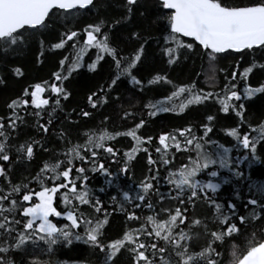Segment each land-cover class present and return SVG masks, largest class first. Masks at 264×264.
<instances>
[{"label":"snow or ice","instance_id":"obj_1","mask_svg":"<svg viewBox=\"0 0 264 264\" xmlns=\"http://www.w3.org/2000/svg\"><path fill=\"white\" fill-rule=\"evenodd\" d=\"M156 3L155 20H150L140 10L142 0H124L121 5L125 10L122 20L109 23L101 19L99 22L87 24L80 31L65 25V30L56 36L57 42L50 43L49 48L52 51L65 49L68 42L72 41L74 52L71 58L64 56L59 60V70L53 71L50 79L30 84L23 89L22 95L11 99L7 104L8 115L0 116V264H15L10 255L13 252H24L31 256L29 264H48L29 253L28 245L38 249L42 243L46 249L42 255H50L55 246H70L74 241H82L98 250L102 256L100 264H118L119 258L125 254L129 258V264H223L222 253L218 248L225 239L241 233V226L252 224L254 220H260L264 216V203L261 202L264 201V184L256 187L259 198L254 194L253 198L248 199L244 205L248 210L247 214L241 215L235 203L229 201L225 205L217 199L222 184L229 183L228 179H220L219 182L211 179L218 178L219 170L223 169L239 179L243 176L239 170L243 160H249V157L260 159L257 149L264 145V122L252 127L251 133L254 135H250L245 127L250 122L246 120L245 104L241 101L242 98L251 99L257 94H264V83L256 87L245 83L241 93L237 80L239 65L230 75L225 76L226 83L220 93H205L202 89L198 90L194 82L183 86L175 85L166 74L161 73L154 74L145 83L133 71L146 58L147 47L151 41L149 31L153 23H160L162 31L167 33L163 35L160 51L167 57L168 65L178 62L182 49L191 51L193 42H197L204 50L213 73V62L220 54H243L245 50L251 52L256 49L264 51V0H254L249 4H229L227 0H156ZM96 7V0H0V60H6L27 47L33 34L51 31L55 17L71 20ZM137 12L148 24L139 31L128 33L126 40L134 43L135 47L125 53L118 44L113 43L112 30L131 20ZM185 38H191L193 42H186ZM44 43L43 40L40 41L37 63H43ZM156 43L160 45L161 41L157 40ZM89 49H96V58L88 65L89 71L95 72L99 62L106 56L111 58L116 69L110 82L87 96V105L92 110L103 108L110 102L111 92L121 77H127L130 84L141 92L149 85H172L173 91L170 95L144 105L149 110V116L155 117L159 113L177 110L183 112L189 105L214 100L221 106L218 111L234 113L238 118L236 126H228L222 130L238 146L247 150L248 154L243 160L237 159L236 167H233L230 156L232 148L213 140L209 135L213 133V122L217 119L211 114L206 116L207 122L198 128L187 127L160 134L158 144L153 143L151 136L145 140L137 134L145 124L143 119L134 128L124 132L110 133L106 129L84 132L86 139L82 144L73 143L70 139L71 130L61 125L52 135L63 142V150L53 152L34 176L19 183L14 182L9 176L11 169L8 165L15 163L11 154L14 151L21 161H32L37 149L49 151L46 146L47 134L56 118L57 110L63 112L61 100L66 101L71 95L63 82L83 66L84 56ZM257 67L264 69V64L257 65L254 61L239 72V80L246 82ZM10 71L16 78L25 76V71L20 66L11 67ZM5 83V79L0 77V84ZM46 92L49 94L48 98H45ZM53 98L54 103L50 105ZM116 99L119 100V97ZM175 100H180V103H173ZM49 107L51 111H48ZM73 112L77 113L76 119H72V113L65 114V120L73 125L78 124L81 117L91 118L93 115L92 111L85 108H80L78 112L73 109ZM44 114L48 119L41 123ZM26 117H34L37 131L45 136L43 139L32 138L18 145L13 144V133H17V129L26 123ZM124 118L134 119L135 113L125 111ZM200 128L203 129L202 135L198 134ZM177 135L182 139H178ZM120 136L131 137L135 146L118 158L120 149L115 145L108 146L107 142ZM145 144L148 146L142 147ZM170 146L177 153H188V162L176 171L169 170L167 176L161 177L158 163L169 165L172 162L168 153ZM150 148H154L155 153L159 154V162L153 158ZM140 151L147 156L148 175L135 188L122 190V199L118 200L114 195L111 201L125 213L128 221L139 220L140 217L127 206L132 209L143 210L146 207L151 210L154 214L146 217V223L151 225V229L144 225L128 228L119 238L109 239L105 234V226L109 223L108 213H104L103 219L99 216L88 218L74 201H78L79 205H90L96 213H101L104 206L87 187L89 176L86 172H100L111 176L112 173L105 164L97 159L99 155L106 153L113 163L123 164L119 173L127 176L130 162ZM77 160L81 162V166L76 165ZM213 166L217 170L207 171ZM203 173L210 179H201ZM162 179L171 186L167 193L160 191L159 184ZM108 183L112 184V181L109 180ZM100 191L105 189L101 188ZM155 194H159L161 204L165 199L177 202L174 213L171 209L160 207L161 213H168L167 219L157 218L156 205L151 200V196ZM235 196L237 200L240 199L239 192ZM60 202L63 203V208L59 206ZM197 202H202L213 213L211 220L206 218L204 222L203 232L208 237L204 246L193 243L199 233L193 234L189 228V224L200 226L202 223L199 219H189L191 213L188 206L196 207ZM54 218H64L70 223L58 226ZM186 220H189V224H185ZM208 223L213 225L212 229H209ZM82 226L83 235L76 231ZM260 227L264 228V224ZM261 235L264 238V232ZM246 239L245 248L232 246L229 264H264V242H256L254 233Z\"/></svg>","mask_w":264,"mask_h":264},{"label":"trees","instance_id":"obj_2","mask_svg":"<svg viewBox=\"0 0 264 264\" xmlns=\"http://www.w3.org/2000/svg\"><path fill=\"white\" fill-rule=\"evenodd\" d=\"M124 0H96L97 7L92 9L90 12H82L75 19L64 20L59 16L54 18V24L52 25L51 31H42L33 34L27 47L19 50L17 53L12 54L6 60H0V77H3L6 81L5 84H0V116H7L9 110L7 104L10 103L11 99L17 98L22 95L24 88L30 84L41 82L42 80L50 79V74L53 71L59 70V60L63 59L64 56L71 58L74 49L71 47L72 41L68 42L65 49L52 51L49 48L50 43L57 42L56 36L59 32L65 30V25L72 28L73 30L80 31L89 23L99 22L104 19L111 23L115 20H122L125 15V10L121 6ZM254 0H227L229 4H249ZM141 11L145 12V16L150 20H155V13L157 11L156 0H142ZM148 21L140 17L139 12L133 15L132 19L123 22L122 25H117L112 30L113 43L118 44L120 48L127 51L135 47L134 43H128L126 37L130 31H139L145 28ZM149 34L151 36L150 45L147 47L146 58L142 65H139L137 69L133 70L134 74L138 78L145 80L150 79L154 74L161 73L166 74L173 84L183 86L186 84L196 85L198 90L202 89L206 92L220 93L224 87L225 76L236 69L239 65V71L237 73L238 90L242 93L245 83L256 87L261 83H264V69L259 67L254 68L253 72L249 75L247 81L239 80V72L243 71L244 68L249 67L254 61L257 65L264 64V51L256 49L254 51L245 50L243 54L239 53H225L220 54L218 59L213 62L215 66V72L213 73L210 66V62L207 56L204 55V50L201 46H198L197 42L191 41V38H185L186 42H193V49L191 51L181 50L180 59L173 65L167 64V57H164L160 51L162 46L163 35L167 33L162 31L160 23H153L151 25ZM43 40L45 56L42 57L43 63H37L36 57L39 55L40 41ZM157 40L161 41V44L156 43ZM82 44L83 41L81 40ZM96 58V49H89L87 54L84 56L83 66L79 67L68 80L64 81V86L71 93L68 100H61L63 112L59 109L56 113V118L50 127L49 134H47V148L48 152L37 149L35 158L32 161H21L18 155L13 151L11 154L12 163L9 166L11 169L9 176L10 179L16 183H19L25 178L34 176L37 171L42 167L44 161L49 160L53 152H61L63 150L62 141H58L53 132H55L61 125L65 129H70V139L73 143H83L86 137L83 135L84 132L90 130L106 129L110 133L124 132L131 130L135 127L141 119L145 121L143 127H141L137 134L141 135L143 139L147 137H153V143L158 144V137L163 133H172L176 129H182L187 127L198 128L202 123H206V116L211 114L217 117L213 122L214 131L210 133V137L213 140H217L226 147H231L232 152L230 156L233 161V167L235 168V161L237 159L243 160V157L248 154L247 150L238 146L236 141L226 135V132L222 129H226L228 126H236L238 118L235 117L234 113L225 114L220 109V105L214 100H208L204 104H193L189 105L184 109L183 112L172 111L167 113H159L157 116L152 117L148 115V109L144 107L149 101H155L163 99L164 97L171 94L173 91L172 85H149L146 86L143 92L134 88L127 77H121L118 81V85L113 89L110 96V102L103 108L98 110H92L87 105V96L92 92L96 91L100 86L105 85L106 82H110L111 78L115 76V65L110 57H105L104 60L100 61L97 65L96 71H89L88 65L91 64ZM20 66L25 71V76L22 78H16L12 75L10 68ZM214 77V79H213ZM48 93H45V98H48ZM119 97V100L116 99ZM183 99V97L181 98ZM245 104V117L249 124L245 127L248 128L249 134L251 128L256 127L259 123L264 122V94H257L251 99H243ZM54 103V98L50 100V105ZM173 103L179 104L180 100H175ZM239 103V102H237ZM80 108H85L93 112L91 118L79 119V123L76 125L70 124L65 120L66 113H72V119H76L77 112ZM32 109L30 108L29 111ZM48 111H51L49 107ZM131 111L135 113V118H124V112ZM105 117L108 119L105 120ZM26 123L22 124L18 129L17 133H13V144L24 143L26 140L32 138L43 139L45 134L38 132L35 127V118L26 117ZM48 117L44 114L41 123H45ZM203 129L200 128L198 134L202 135ZM178 139H182L177 135ZM171 143V142H169ZM108 146L115 145L116 148L120 149L118 158L123 155V152L130 151L135 146V141L131 137L120 136L114 141H108ZM145 144L142 147H147ZM153 153V158L159 162V154L155 153L154 148H150ZM257 152L260 156L259 160H254L249 157V160H243L239 165V170L243 173L239 179L232 176L231 172L227 169L219 170L218 178H211L214 182H219L220 179H228L229 183L222 184L217 199L219 202L227 203L229 201L235 203L239 209L241 215L247 214V209L244 205L248 199L253 198L256 193V187L264 184V145L258 147ZM169 158L172 161L169 165H163L158 163L161 177H165L169 170L176 171L182 165L188 162V153H177L174 148L170 146L168 149ZM97 159L105 164V167L112 173L111 176H105L100 172H86L89 176L87 181V187H89L95 198L101 200L104 209L101 213H96L90 205H79L78 201H74L79 209L82 210L86 217L94 218L99 216L101 219L104 217V213H108L109 223L105 226V234L109 239H115L122 236V234L128 230V228H139L144 225L146 228L151 229V225L146 223V217L153 215L154 213L146 207L141 209H132L136 215L140 217L139 220L128 221L125 213L119 210L118 205L113 204L111 201L112 196H117V199H122V190H128L130 187L135 188L136 184L143 179L145 175H148L147 171V156L143 151L137 153L136 158L130 162V171L127 176L119 173V168L123 164L113 163L108 158L106 153L99 155ZM7 164L8 162H3ZM77 166H81L80 161L75 162ZM88 167V166H85ZM217 170L216 166H213L207 171ZM201 179H210L206 173L201 174ZM111 180L112 184L108 181ZM119 185V188L117 187ZM79 188V182H78ZM104 188L105 191L101 192L100 189ZM161 192L167 193L170 185L161 180L159 184ZM38 190V188L36 189ZM64 191V190H62ZM236 192H239L240 199H236ZM175 194L174 192L172 193ZM35 199V197H34ZM59 201V195L57 197ZM152 202L156 205V213L158 219H167L168 213L159 211L160 207L165 209H171L174 213L177 207V202L171 199H165L161 204L159 202V194L151 196ZM264 203V201H261ZM59 206L64 207L63 203L60 202ZM189 212L191 213V220H201L200 226H193L189 224V220L185 221V224H189V228L193 234L199 233L197 238H194L193 243L198 246H204L207 243L208 237L203 232V226L205 219L211 220L212 212L202 202H197V206L189 205ZM58 226H63L65 223H70L64 218L55 219ZM264 224V216L260 220H254L252 224H245L241 226V233H237L230 238H226L223 244L220 245L218 251L222 253L223 264H229L231 260L232 246L236 245L238 248H245L247 245L246 237H251L255 234L256 242H263L261 233L264 232V228L260 227ZM255 226V227H253ZM183 228L184 225H181ZM209 229L213 228L211 223H208ZM186 231L188 229H185ZM81 235H83V226L81 229H77ZM151 239V238H149ZM45 246L41 243L38 249H33L31 244L28 245V252L33 253L39 259L48 264H100L102 259L101 254L98 250L92 248L90 245L83 243L82 241H74L72 245L60 244L55 246L53 253L50 255H42L45 252ZM199 250V247L197 248ZM15 264H29L31 256L26 255L24 252H13L10 254ZM118 264H129V258L127 254L121 256L118 260Z\"/></svg>","mask_w":264,"mask_h":264},{"label":"bare ground","instance_id":"obj_3","mask_svg":"<svg viewBox=\"0 0 264 264\" xmlns=\"http://www.w3.org/2000/svg\"><path fill=\"white\" fill-rule=\"evenodd\" d=\"M58 219H61V218H58Z\"/></svg>","mask_w":264,"mask_h":264},{"label":"rangeland","instance_id":"obj_4","mask_svg":"<svg viewBox=\"0 0 264 264\" xmlns=\"http://www.w3.org/2000/svg\"><path fill=\"white\" fill-rule=\"evenodd\" d=\"M55 222V221H54Z\"/></svg>","mask_w":264,"mask_h":264},{"label":"water","instance_id":"obj_5","mask_svg":"<svg viewBox=\"0 0 264 264\" xmlns=\"http://www.w3.org/2000/svg\"><path fill=\"white\" fill-rule=\"evenodd\" d=\"M264 242V241H263Z\"/></svg>","mask_w":264,"mask_h":264}]
</instances>
